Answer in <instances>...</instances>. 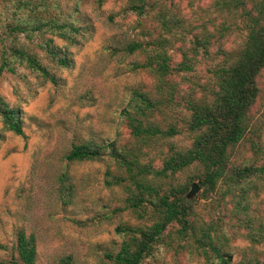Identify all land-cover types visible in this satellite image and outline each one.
Masks as SVG:
<instances>
[{"label": "trees", "instance_id": "obj_1", "mask_svg": "<svg viewBox=\"0 0 264 264\" xmlns=\"http://www.w3.org/2000/svg\"><path fill=\"white\" fill-rule=\"evenodd\" d=\"M105 1L0 0V75L21 66L55 84L50 64L66 67L65 45L88 31L81 7L99 8ZM121 1V17H133L132 36L122 50L140 56L131 69L151 76V89L133 90L119 111L130 140L78 141L64 155L69 163H103V185L120 190L118 210L136 220L114 227L120 242L104 257L111 264H151L171 253L228 264L231 244L241 238L253 254L247 264H264V196L258 195L264 189V141L250 139L251 155L236 154L252 133L250 110L264 72V0H208L205 15L185 12L179 0ZM192 2L186 0L190 11ZM239 31L241 41L227 48L229 35ZM200 64H210L203 83L193 74ZM182 83H188L184 90ZM180 107L185 114L167 118ZM0 127L22 134L20 108L1 94ZM177 134L189 137L187 147L168 140ZM157 144L166 148L160 162L143 161ZM192 180L200 188L202 212L184 197ZM55 185L61 203L69 204L76 187L72 177L60 172ZM12 250L16 264H34V235L17 229ZM70 263V256L59 260Z\"/></svg>", "mask_w": 264, "mask_h": 264}, {"label": "rangeland", "instance_id": "obj_2", "mask_svg": "<svg viewBox=\"0 0 264 264\" xmlns=\"http://www.w3.org/2000/svg\"><path fill=\"white\" fill-rule=\"evenodd\" d=\"M207 3L208 0H193L194 11H190L186 0H179L185 12L200 15L207 13ZM121 5V0H107L99 8L90 4L81 7L88 31L78 37L76 44L65 45L66 67L50 64L57 77L55 84L21 66L0 75V94L22 112L21 135L0 129V264H16L12 242L19 228L35 237L34 264H59L65 256H70V264H111L104 253L118 248L120 238L114 227L125 221L136 222L129 213L118 210L120 190L103 185V163H69L64 159L74 142L130 140L119 111L133 90L151 89L152 77L131 69V63L140 56L122 50L124 42L132 36L133 17H121ZM241 37V31L230 34L227 48H235ZM54 42L64 45L58 39ZM208 66L200 64L193 72L199 83L209 75ZM187 86L188 83H182L181 88ZM185 113L184 108H172L167 118L168 114ZM249 130L253 135L246 134L237 147L239 157L251 155L250 139L264 141V72L250 110ZM168 140L179 147L190 143L186 134ZM152 150L142 160L152 157V162L158 164L159 152L166 148L157 144ZM60 172H66L76 185L67 205L56 194L55 178ZM187 173L189 170L180 179ZM199 192L200 188L191 202L202 212L204 201ZM258 195L264 196V189ZM231 245L233 253L228 264H247L253 255L249 243L236 238ZM254 249L261 250L262 246L255 245ZM151 264L202 263L186 254L166 253L161 261Z\"/></svg>", "mask_w": 264, "mask_h": 264}, {"label": "water", "instance_id": "obj_3", "mask_svg": "<svg viewBox=\"0 0 264 264\" xmlns=\"http://www.w3.org/2000/svg\"><path fill=\"white\" fill-rule=\"evenodd\" d=\"M198 189H199V187H198L197 183L192 182L184 194L185 199L189 202L194 197V195Z\"/></svg>", "mask_w": 264, "mask_h": 264}]
</instances>
